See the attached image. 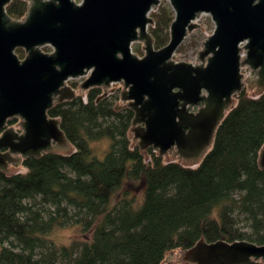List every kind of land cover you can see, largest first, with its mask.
Returning <instances> with one entry per match:
<instances>
[{"label":"trees","instance_id":"trees-1","mask_svg":"<svg viewBox=\"0 0 264 264\" xmlns=\"http://www.w3.org/2000/svg\"><path fill=\"white\" fill-rule=\"evenodd\" d=\"M28 6V0H12L6 9L13 19H24ZM152 16L159 49L170 41L175 11L162 4ZM16 52L26 57L25 49ZM102 94L94 86L86 100L79 94L47 110L59 120L70 152L25 156L26 172L0 167V264H58L59 257V264H166L168 252L202 239L264 245V90L238 93L196 166L165 159L153 147L143 150L131 135L134 109L119 103V90ZM104 138L112 144L101 160L91 141ZM70 221L83 239L58 243L54 233Z\"/></svg>","mask_w":264,"mask_h":264},{"label":"water","instance_id":"water-1","mask_svg":"<svg viewBox=\"0 0 264 264\" xmlns=\"http://www.w3.org/2000/svg\"><path fill=\"white\" fill-rule=\"evenodd\" d=\"M11 1L0 0V132L17 115L18 124L25 119L26 125L23 135L9 128L0 136L1 168L53 147L72 150L47 110L76 97L67 80L89 72L83 89L104 86L102 97L117 86L110 84L123 83L122 100L136 111L132 139L143 150L153 147L167 159L196 165L244 81L257 85L256 92L264 88V0H169L175 20L169 43L159 49L148 26L155 25L149 14L160 0H32L26 19L8 14ZM138 41L143 57L133 51ZM44 45L55 51H42ZM22 47L28 51L24 59L16 53ZM199 59L207 64L194 65ZM79 87L86 100L87 91ZM198 104L205 106L189 112L188 106ZM141 116L148 117L145 127L138 126ZM5 148L10 151L3 153ZM260 165L264 168V147ZM253 258L264 259V245L202 239L168 252L165 263L241 264Z\"/></svg>","mask_w":264,"mask_h":264},{"label":"rangeland","instance_id":"rangeland-1","mask_svg":"<svg viewBox=\"0 0 264 264\" xmlns=\"http://www.w3.org/2000/svg\"><path fill=\"white\" fill-rule=\"evenodd\" d=\"M29 2H30V0H28ZM77 3H81L82 2V0H75ZM169 5L170 4V2H169V0H161V5ZM170 6H171V4H170ZM172 7V6H171ZM153 12H155V11H153ZM152 12V13H153ZM153 17V16H152ZM153 19H154V17H153ZM155 21V20H154ZM149 31H150V29H151V27H153V24H150L149 25ZM142 43H143V41H139V42H135L134 43V45H133V50H134V52H137L136 51V47H139L141 50H143L144 51V48L142 47ZM41 49H42V51H44V52H49V51H51L52 50V47L50 46V45H47V46H45V47H41ZM17 53V52H16ZM27 53V52H26ZM139 55H141L139 52H137ZM27 55V54H26ZM19 56V55H18ZM79 84V83H78ZM244 88H243V90L245 89V90H248L249 92H250V94L251 95H257L258 93H260V92H256V89H257V85H254V86H252L251 88L249 87V81H244ZM80 85V84H79ZM79 85L77 86V87H74V89H75V91H76V93H77V95H79V94H82L81 93V90H80V87H79ZM103 88V90H104V87H102ZM116 89L118 88V85L115 87ZM114 88V89H115ZM119 89V93L121 94V89L120 88H118ZM263 90H264V88H263ZM262 90V91H263ZM111 92V91H110ZM112 92H114V90H112ZM237 96H238V93L235 95V102H234V105H235V103H236V101H237ZM119 103L120 104H122L123 103V101H122V99L120 98V100H119ZM21 120V117L19 116V120H17L16 122H17V125H18V122ZM16 130H17V128H15ZM111 144H112V140L110 139V138H104V139H100V140H95V141H91V147H92V151H93V155L94 156H96L97 158H99V159H101V160H103L105 157H106V155H107V153L110 151V149H111ZM137 144H139L140 145V143H137ZM63 152V151H62ZM68 152H70V151H68ZM17 155H19V156H21L20 154H13V157L14 156H17ZM162 156L165 158V159H167L166 158V154H162ZM22 157V156H21ZM176 159H178V160H181V158H179V157H175V158H173V159H171V160H176ZM22 160L23 159H21V162L20 163H13V164H11V165H13V166H16V167H19L17 170H20V171H22V172H26L27 171V169L26 168H24V167H22ZM201 160V159H200ZM200 160H198V161H196L197 163L200 161ZM181 161H183V160H181ZM184 162V161H183ZM185 163V162H184ZM188 164V163H187ZM191 164H193V163H191ZM194 166H196V164H193ZM42 204V203H41ZM42 205H45V206H43V207H46L47 209H50L51 211H54L55 210V208H54V206L52 205V204H42ZM37 208H40L41 209V206H40V204L38 205V207ZM69 209V214L70 215H72V214H74V213H76L75 211H76V208H74V207H69L68 208ZM83 235L81 234V232H80V228H79V226L77 225V224H74V223H72V221H70V223H67L64 227H62V228H58L57 229V231L54 233V235H53V238L54 239H56L57 240V242L58 243H61V244H70L72 241H74V240H82L83 239ZM48 251H50V250H46L45 251V253H48ZM62 259L63 258H58V261H57V263L59 264L61 261H62Z\"/></svg>","mask_w":264,"mask_h":264},{"label":"flooded vegetation","instance_id":"flooded-vegetation-1","mask_svg":"<svg viewBox=\"0 0 264 264\" xmlns=\"http://www.w3.org/2000/svg\"><path fill=\"white\" fill-rule=\"evenodd\" d=\"M33 1L32 0H30V2H29V6H28V12H27V15H26V17L24 18V19H26L27 17H28V15L29 14H31V12H32V9H33ZM150 28V27H149ZM139 42V41H138ZM134 45V44H133ZM45 46H47V45H44V46H42V47H45ZM51 46V45H50ZM52 47V46H51ZM23 48V47H22ZM19 49V48H18ZM23 49H25V48H23ZM134 49V48H133ZM26 50V49H25ZM55 50H54V48L52 47V50L51 51H49V53H52V52H54ZM134 51V50H133ZM26 52H27V54H28V51L26 50ZM48 53V52H47ZM145 54H146V51H145V49H144V53L143 54H141V55H139L138 54V56H140V57H143V56H145ZM259 54H260V51H258V54H257V56L254 58L255 60H258V58H259ZM27 56V55H26ZM26 58V57H25ZM250 61H253L252 59H249ZM206 65L207 64V62H203L201 59H199V63H197V64H194V65ZM245 66H248V64H246ZM244 67V66H243ZM242 67V68H243ZM262 67L260 66L259 67V69H261ZM241 73H242V70H241ZM90 74H91V72H89V75L86 77V79L90 76ZM264 75V74H263ZM85 79V80H86ZM72 82L73 81H70V83L68 84L69 86H71L73 89H74V87L72 86ZM77 83H79V84H81V88L83 89V87H82V84L84 83H80L79 81H76ZM118 85V88H120L121 90H122V92L125 90V86L123 85V83H112V84H110V86H113V85ZM101 87H104V86H101ZM113 89L114 90V92L116 91V90H119V89ZM90 89V88H89ZM84 90V89H83ZM84 91H88V89L87 90H84ZM114 92H107V94L105 95V96H107V95H110V94H112V93H114ZM122 92H121V99H122ZM205 94H206V91L204 92ZM104 94V93H103ZM102 94V95H103ZM235 95L236 94H234L233 96H232V99L234 100L235 99ZM77 96V95H76ZM123 101V103H122V106L123 107H126V106H129V107H131L129 104H130V102L129 101H124V100H122ZM205 105H194V106H188L189 108H188V110H189V112H193V113H197V112H199L203 107H204ZM132 108V107H131ZM135 111V110H134ZM135 116H136V111H135ZM21 117V116H20ZM13 118H16V121L17 120H19V115H17V116H15V117H13ZM23 118V117H22ZM10 119H12V118H10ZM24 119V118H23ZM140 119H142L143 121H140L138 124V126H140V127H145L146 126V122H145V119H148V117L147 118H144L143 116H141L140 117ZM14 122V123H9V120H8V122H7V124H6V126L3 128V130H1V132H0V136H2L3 135V133L7 130V129H9V128H13L19 135H23V134H25V125H26V120L24 119V121H23V123H20V124H18L17 125V122ZM15 128H17V130L15 129ZM139 135H142V132L141 131H139ZM141 138V137H140ZM56 144V142H53V145H55ZM55 147H53V150H55L54 149ZM210 148V147H209ZM176 151H178V148L177 147H175L174 148ZM209 149H207V151H208ZM8 151H10L9 150V148H5V149H3L2 150V152L3 153H5V152H8ZM206 151V152H207ZM43 152H45V151H43ZM18 157V156H17ZM13 163H17V162H9L8 163V165H7V169H9V166L11 165V164H13Z\"/></svg>","mask_w":264,"mask_h":264},{"label":"built area","instance_id":"built-area-1","mask_svg":"<svg viewBox=\"0 0 264 264\" xmlns=\"http://www.w3.org/2000/svg\"><path fill=\"white\" fill-rule=\"evenodd\" d=\"M170 2V1H169ZM160 6H161V0H160V4L156 7V8H154L151 12H150V16L152 17V12L153 11H157L159 8H160ZM148 28H149V26H148ZM89 75V73H86L85 75H82V76H79V77H77V78H70L69 80H67V83L69 84L70 83V81H79L80 83L82 82V81H84L85 79H86V77ZM156 151V150H155Z\"/></svg>","mask_w":264,"mask_h":264}]
</instances>
